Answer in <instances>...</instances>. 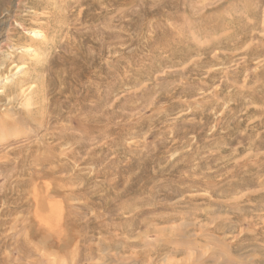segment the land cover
I'll return each mask as SVG.
<instances>
[{
    "label": "rangeland",
    "instance_id": "374dc122",
    "mask_svg": "<svg viewBox=\"0 0 264 264\" xmlns=\"http://www.w3.org/2000/svg\"><path fill=\"white\" fill-rule=\"evenodd\" d=\"M0 20V264H264V0Z\"/></svg>",
    "mask_w": 264,
    "mask_h": 264
},
{
    "label": "bare ground",
    "instance_id": "6f19581e",
    "mask_svg": "<svg viewBox=\"0 0 264 264\" xmlns=\"http://www.w3.org/2000/svg\"><path fill=\"white\" fill-rule=\"evenodd\" d=\"M2 23H3V20H0ZM22 27V26H21ZM33 32H36V30L35 31H33Z\"/></svg>",
    "mask_w": 264,
    "mask_h": 264
}]
</instances>
